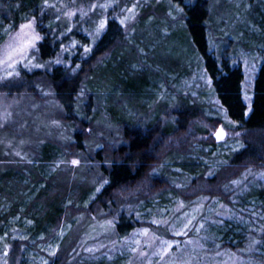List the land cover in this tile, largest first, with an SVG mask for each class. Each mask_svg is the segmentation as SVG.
Returning a JSON list of instances; mask_svg holds the SVG:
<instances>
[{
	"label": "trees",
	"instance_id": "16d2710c",
	"mask_svg": "<svg viewBox=\"0 0 264 264\" xmlns=\"http://www.w3.org/2000/svg\"><path fill=\"white\" fill-rule=\"evenodd\" d=\"M57 1L0 0V32L6 25L13 28L26 17L33 15L40 24L37 28L42 35V42L38 45L37 51L39 61L55 58L61 46L54 31L58 27L57 21L52 20L56 19L52 13ZM176 1L179 0H172V2ZM215 3L219 4L216 0ZM119 4L122 3L119 1ZM220 5L222 4L220 3L217 7ZM180 7L183 15L182 23L180 20L182 26L168 31V35H162L164 38L161 42L157 40L146 44L141 41L144 35L138 39L135 38L137 36L130 35L124 42V46L115 48L116 43L123 39V28L116 18L108 17L105 19L104 31L93 42L73 32L74 30L71 31L72 36L77 35L84 43L82 47L76 48L75 54L71 55L70 59L66 53L60 57L64 61L69 60L71 68L79 74L71 75L72 78L67 80L65 79L68 75L67 70L59 66L52 69L53 72L47 77L60 102V107L67 114L65 126L72 130L77 129L73 136H70L73 145L76 143L79 146L80 139L86 136V126L96 119L93 120L90 116V110L96 112L106 110L109 115L112 114L110 122L115 121L114 124L120 128L121 143L113 153L106 152L105 149L100 150L99 156L101 154L102 159L107 160L108 163L97 170L96 174L92 171L85 176L77 173L74 180L71 177L58 176L59 171L53 172L54 169H59V167L55 168L58 162L63 163L65 159L59 147L38 142L39 133L25 140L22 137L24 135L18 137L11 127H6L9 131L7 133L14 140L7 136H0V254L5 259L4 263L12 264L18 257L21 260L20 264H24L34 253L33 251L50 242L59 231L62 220H68L67 213L76 198L79 200L81 209L84 208L81 205L87 206L88 203L91 205L90 209H94L95 205H101L102 214L108 213L106 205L118 210L122 209L111 227L115 245L122 242L132 231L143 226L131 212L138 207L142 209L149 207L153 196L168 189L177 199V202L174 201L177 211L178 207L199 208L195 220L201 224L202 234L207 236L209 242L213 241L211 243L213 249L218 247V250L244 252L250 244L253 246L256 243L248 239L254 228L258 229L260 226L264 232V188L257 192V195L238 194V202L235 197L236 192L230 193L232 190H229L227 186L229 183L239 181L244 171L253 170L264 173V2H259L255 11L248 12L250 13L249 27L243 25L232 33L238 41L235 43L237 50L234 52L233 48L229 51L220 46H215L214 50L211 49L212 41L207 24L212 26L211 21L213 22L221 13H214L211 17L210 4L207 0H182ZM93 23L95 25V20L93 22L89 19L84 22L83 29L86 32H92ZM155 24L157 22H150L144 18L139 20L136 28L138 30L147 27L154 29ZM152 32L158 33L156 29ZM157 44L163 51L171 52L175 61L172 64L162 65L159 74L143 77L146 70L141 69L136 58L137 49L135 50L134 46L143 53V51L148 52L146 46L148 45L151 47L149 53H152L154 49L158 50ZM110 48L113 50L106 58L91 65L88 64V59L105 55ZM85 49L88 51L86 52ZM246 50H255L263 54V62L259 64L253 80L250 111L247 114L242 90L245 76L241 62L237 58V53ZM83 51L87 53V58H79ZM142 60L146 61L143 55ZM188 63L203 71L210 80L214 98L233 125V131L239 134L235 142H239L240 147L226 157L216 158L217 160L211 158L210 154L203 155L207 156L208 162L202 167L194 165L193 162L191 166L181 164L182 173L178 175V180L181 187L184 186L182 190H172V185L164 178L161 182H152L153 185L148 190L147 196L143 197V201H139L136 197L128 206L126 201L123 202L122 198L119 199L116 196L121 189L136 186L142 181L146 182L144 178L147 174L159 167L166 157L185 156L184 153L177 152V148L162 149L157 142L163 140L174 143L178 137L177 133H184L189 128L190 121L198 117L204 120L205 118L201 115L199 108L189 105V101L184 98L176 100L173 105L174 110L169 114L172 115L173 121L167 119L166 126L162 128L156 124L162 111L160 106L157 107L159 112L151 113L150 122H138L140 124L117 118V115H120L119 109L135 110L138 113L139 108H143L144 105L137 106V103L151 105L154 102V94L158 92L159 84L163 82L160 77L179 80L188 73L186 70ZM84 71H86L85 74H83ZM80 93H88L89 100L76 99L75 97ZM217 124H219L218 121ZM190 149L187 152H195L194 149ZM154 155H158L159 158L153 159ZM220 163L221 165H218ZM208 166L220 168L212 179L207 177ZM100 185V191L95 199L89 201L90 195ZM206 198L209 200L207 204L213 199H218V208L211 209L209 206L207 208L203 202ZM120 201L123 204H120ZM162 201L157 203L158 207H162ZM127 206L129 210L126 212L124 208ZM250 206L260 213L261 219L255 217L253 221L247 220V223L242 224L241 215L238 217L236 215L240 214L239 209ZM173 209L176 211V208ZM78 213L83 215L84 212ZM100 222L87 223L84 235L90 236L91 231L98 229ZM222 228L226 232L222 233L221 239H216ZM86 240L83 242L85 243ZM260 241L261 246L257 250L264 257V237ZM75 243L76 239L70 238L67 247L63 246L62 250H59L47 263H69L70 256L66 254L70 246L75 247ZM73 255L72 252L71 256ZM77 263H79L78 257L71 264ZM85 264L107 263L98 260L85 262ZM109 264H118V261L113 260Z\"/></svg>",
	"mask_w": 264,
	"mask_h": 264
},
{
	"label": "rangeland",
	"instance_id": "374dc122",
	"mask_svg": "<svg viewBox=\"0 0 264 264\" xmlns=\"http://www.w3.org/2000/svg\"><path fill=\"white\" fill-rule=\"evenodd\" d=\"M119 1L122 3L121 5ZM207 1L210 4L211 17L214 13H221L213 22L211 21L212 26L207 24L212 41L211 49L214 50L215 46H220L229 51L233 48L234 52L237 50L235 43L238 41L232 33H235L237 28L243 27V25L250 26L248 23L250 13L248 12L255 11L259 2H264V0H216L222 4L220 7H217L219 4L215 3V0ZM180 3L182 0L176 2H172V0H58L52 13L56 19L52 20L57 21L58 27L54 31L56 39L61 42V46L57 56L47 61H39L37 57L38 45L42 42V35L38 31L39 23H37L35 16L26 17L13 28L6 25L0 32V136L13 139L7 133L9 131L6 127H11L13 133L18 137L24 135L22 137L25 140L31 136L35 137L37 136L36 133H39L38 142L50 143L59 147L64 153L63 163L58 162L55 168L59 167V169L53 170V172L59 171L58 176L71 177L75 180L77 173L85 176L92 171L96 174L97 170L108 163L107 160L102 159L101 154L99 156L100 150L105 149L106 152L113 153L119 148L121 143L120 128L114 124L115 121L110 122L112 114L109 115L106 110L99 112L90 110V116L93 117V120L96 119L92 124L86 126V136L80 139L79 146L76 143L73 145L70 136H73L77 129L72 130L65 126L67 114L60 107V102L56 98L47 76L53 72L52 69L59 66L67 70L66 74L68 75L65 77L67 80L72 78L71 75L79 74L71 68L69 60L64 61L60 57L66 53L70 59L71 55L75 54L76 48L83 45L84 42H81L80 37L72 36L73 32H77L78 35L93 42L104 31L103 29L97 35L98 25L101 21H104L105 24V19L108 17L116 18L123 28V39L116 43L115 48L124 46V42L130 35L137 36L136 39L144 35L141 41L146 44L157 40L161 42L163 36L169 34L168 31L182 26L183 15ZM144 18L150 22H157L154 25V29L158 31L157 34L153 33L154 29H150V27L142 30L136 28L139 20ZM89 19L93 22L95 20V25L92 24V26L94 25L92 32H86L83 29L84 22ZM29 23H31L30 28H21L22 25ZM40 23L42 24V21ZM72 30L74 31L71 33ZM147 32L152 34L149 35ZM33 36H38L39 39L32 41ZM30 41L31 45L28 46ZM146 46L148 52L143 51V53L138 50L137 46H134L136 47L135 50L137 49V61L140 63L141 69L146 70L143 77L159 74L162 65L172 64L175 61L171 52L163 51L159 44H157L158 50L154 49L152 53H149L151 47ZM108 50L105 55L86 59L88 64L91 65V63L106 58L111 54L113 48ZM86 52L83 51L79 58H87ZM142 55L146 61L142 60ZM262 55L255 50L237 53L245 76L242 90L243 100L247 106L246 114L250 111L253 80L259 64L263 62ZM186 65L188 73L179 80L177 79L178 81L171 77H160L163 82L159 84L158 92L154 94V102L151 105L137 103V106L144 105L143 108H139L138 113L135 110L123 111L119 109L120 115H117V118H121L125 122L130 121V123L131 121L134 123L146 121L147 123L151 120V113L153 111L159 112L157 107L160 106L162 111L156 124L162 128L166 126L167 119L173 121L172 115L169 114L174 110L173 105H175L176 100L184 98L189 101V105H195L199 108L202 112L201 115L205 118L204 120L202 117H198L190 121L189 128L184 133H177L176 136L178 137L174 143L170 141L167 143L163 140L157 142L162 149L177 148L176 151L184 153L185 156L172 155L166 157L159 167L147 174V177L144 178L146 182L142 181L136 186L121 189L116 196L119 199L122 198L123 202L126 201L128 206L136 197L139 201H143V197L147 196L148 190L153 185L152 182H161L164 178L172 185V190H182L184 186L181 187L178 180V175L182 173L181 164L191 166L193 162L194 165L202 167L208 162L206 161L207 156L204 157L203 155L210 154L211 158L215 159L223 158L240 147L239 142H235V138L237 136L239 138V134L233 131V125L214 98L210 88V80L200 69L189 65V63ZM86 94L80 93L75 98L81 101L83 99L89 100V94ZM218 131L223 132V138H217ZM189 148H191L190 150L194 149L195 152H187ZM158 158V155L153 156V159ZM73 160L78 161V163L74 165ZM219 169V167L208 166L207 177L209 179L214 178ZM227 186L229 190H232L230 193L236 192L235 197L239 202L238 194L257 195V192L264 188V173L253 170L244 171L239 181L229 183ZM100 188L101 185L96 187L90 195L89 201L95 199ZM173 194L170 189L162 191L159 195L152 197L149 207L144 209L138 207L132 211L135 219L141 222L143 226L132 231L128 237L116 245L111 227L122 209L118 210L106 205L108 213L102 214L101 205H95L94 209H90V203L87 206L81 205L84 207L81 209L78 204L79 200L76 198L69 209V213H67V215L69 214L68 220H62L57 234L55 233L50 242L33 251L34 253L24 264H48V260L54 258L63 246L67 247L70 238L76 239V243L75 247L70 246V250L66 254V256H70L67 264L75 262L76 257H78L79 262L77 264L98 260H103L107 264L113 260H117L118 264H264V257L257 250L261 246V238L264 237L262 227L254 228L248 236L249 240L256 243L253 246L250 244L244 252H230L228 249L218 250V247L213 249L211 244L213 241L209 242L207 236L202 234L203 228L195 220L199 208L181 209L178 207L179 210L177 211L175 203L177 199L173 197ZM160 201H162V207L157 206ZM207 201H209L207 198L203 201L207 208H218V199H213L208 204ZM123 202L120 201V204ZM174 204L175 207H173ZM128 206L124 208L126 212L129 210ZM173 208H176V211ZM80 211L84 212L83 215L78 213ZM239 212L240 214L236 216L241 215L242 224L247 223V220L253 221L255 217L261 219L260 213L252 206L241 208ZM247 216L249 218H246ZM93 221H101L102 223L98 224L97 230L90 232L91 238L84 235V231L87 230V223ZM225 232L226 230L223 228L220 229L216 239H221L222 233ZM86 239L89 241L87 242ZM83 240H86L85 243ZM72 252L74 253L73 256H71ZM4 260L0 254V264H6ZM20 261V258L16 257L12 264H20Z\"/></svg>",
	"mask_w": 264,
	"mask_h": 264
},
{
	"label": "snow or ice",
	"instance_id": "6c2138e0",
	"mask_svg": "<svg viewBox=\"0 0 264 264\" xmlns=\"http://www.w3.org/2000/svg\"><path fill=\"white\" fill-rule=\"evenodd\" d=\"M129 11H131V9H129ZM30 27H31V23H29L28 25H22V26H21L22 29H23V28H30ZM104 27H105L104 21H101L100 24H99L98 27H97V35H99V33L104 29ZM38 39H39L38 36H33V37H32V41H34V40H38ZM30 45H31V41L29 42V45H28V46H30ZM85 51H88V49H85ZM217 138H218V139L223 138V132H222V131H218V132H217ZM72 163L75 165V164L78 163V161L73 160ZM97 190H99V189H97Z\"/></svg>",
	"mask_w": 264,
	"mask_h": 264
}]
</instances>
